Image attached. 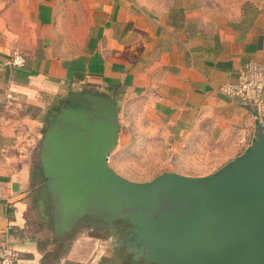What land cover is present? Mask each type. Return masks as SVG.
<instances>
[{"label": "crops", "instance_id": "1", "mask_svg": "<svg viewBox=\"0 0 264 264\" xmlns=\"http://www.w3.org/2000/svg\"><path fill=\"white\" fill-rule=\"evenodd\" d=\"M14 50L21 68L8 64ZM249 60L264 66V0H0V245L45 264L31 224L34 159L68 98L113 99L116 151L160 130L168 158L197 161L204 141L220 168L264 132V86L260 112L217 92Z\"/></svg>", "mask_w": 264, "mask_h": 264}, {"label": "water", "instance_id": "2", "mask_svg": "<svg viewBox=\"0 0 264 264\" xmlns=\"http://www.w3.org/2000/svg\"><path fill=\"white\" fill-rule=\"evenodd\" d=\"M113 99L76 93L52 117L40 141L37 196L50 197L55 238L87 217L130 228L127 253L147 264H264V132L213 173L163 172L135 183L105 158L115 148Z\"/></svg>", "mask_w": 264, "mask_h": 264}, {"label": "rangeland", "instance_id": "3", "mask_svg": "<svg viewBox=\"0 0 264 264\" xmlns=\"http://www.w3.org/2000/svg\"><path fill=\"white\" fill-rule=\"evenodd\" d=\"M126 117L129 122L131 116ZM137 119L140 117L134 118L133 121L136 122ZM147 120H150L148 121L152 123L150 126L157 130V123L152 119ZM135 122L134 124H136ZM139 123H142V119L139 120ZM140 125L137 126L140 127ZM142 125L149 126L146 120ZM137 134L140 136L139 139H133L130 146L112 151L110 167L115 174L128 181L147 182L159 174L167 172L170 168L184 175H201L212 172L221 164L212 161L213 156L211 155L214 149L204 141L200 149L193 152L199 155V160L194 159L192 162H188L186 159L183 161L182 156L175 160L174 157L169 156L168 158V140L163 138L160 130L134 133L133 137H136ZM34 160V166L39 170L38 157L36 156ZM42 183L37 180L36 193H39ZM35 208L32 210L31 224L34 225L33 234L38 238V250L41 252L39 262L45 264H126L123 263L122 252L115 251L125 236L116 223L110 228H104L84 217L69 233L62 238H55L51 225L50 197L47 198V203L43 202V206ZM38 208L41 210L38 211ZM136 263L131 262V264Z\"/></svg>", "mask_w": 264, "mask_h": 264}, {"label": "built area", "instance_id": "4", "mask_svg": "<svg viewBox=\"0 0 264 264\" xmlns=\"http://www.w3.org/2000/svg\"><path fill=\"white\" fill-rule=\"evenodd\" d=\"M8 64L14 68L24 65V55L18 50L11 53ZM264 86V66L261 63L249 60L241 67L236 80L225 83L217 90L218 94L228 100H237L242 104L252 106L257 112L263 108L261 92ZM112 153L105 158L109 166ZM0 264H22L17 259L16 251L9 244L0 245Z\"/></svg>", "mask_w": 264, "mask_h": 264}, {"label": "flooded vegetation", "instance_id": "5", "mask_svg": "<svg viewBox=\"0 0 264 264\" xmlns=\"http://www.w3.org/2000/svg\"><path fill=\"white\" fill-rule=\"evenodd\" d=\"M117 226H119L120 228V231H123L125 233V236L122 238L121 242H120V245L118 247H116L115 251L117 253L119 252H122V258L123 259V263H126V264H131V262H141L142 260L141 259H136V260H133V254H129L127 253V249L130 247L129 245V239H128V235L130 233V230H129V225L127 223H124L122 221H119L116 223Z\"/></svg>", "mask_w": 264, "mask_h": 264}]
</instances>
